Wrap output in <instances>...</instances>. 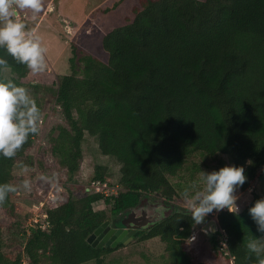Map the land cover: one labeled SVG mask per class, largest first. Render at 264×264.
I'll return each mask as SVG.
<instances>
[{"label": "trees", "instance_id": "obj_1", "mask_svg": "<svg viewBox=\"0 0 264 264\" xmlns=\"http://www.w3.org/2000/svg\"><path fill=\"white\" fill-rule=\"evenodd\" d=\"M96 17L99 32L84 48L73 38L70 73L57 80L55 103L65 125L49 133L48 153L71 180L80 169L85 134L94 137L100 153L120 166V190L105 197L85 189L81 198L44 205L45 229L29 225L19 251L4 252L0 224V264H102L124 245L92 247L87 238L109 219L122 227L132 209L146 204L144 197L161 200L170 211L135 241L158 238L167 264H207L187 250L196 225L189 209L171 204L179 192L170 179L189 156L200 155L244 165L248 179L241 191L263 181L264 0H115L87 20ZM0 57L7 60L0 80H13L31 95L38 90L24 81L30 69L3 48ZM37 135L15 156H0V183L13 185L16 161L32 150ZM103 172L97 167L91 184L108 183ZM13 193L0 203V216H11ZM261 197L253 193L240 212L217 213L226 249L217 233L212 249L233 264H259L246 244L264 236L248 213ZM99 201L108 215L92 209Z\"/></svg>", "mask_w": 264, "mask_h": 264}, {"label": "rangeland", "instance_id": "obj_2", "mask_svg": "<svg viewBox=\"0 0 264 264\" xmlns=\"http://www.w3.org/2000/svg\"><path fill=\"white\" fill-rule=\"evenodd\" d=\"M113 1L115 0H41L42 10L35 15L31 9H18L19 15L16 19L25 23L28 31H33L41 37V43L46 48L47 66L43 72H31L24 79L26 83L38 86V90L32 94V97L40 102L41 121L32 150L26 153L25 157L19 158L13 169V185L17 187V191L11 195L13 212L11 216H0L4 252L19 251L24 232L30 228L29 220L39 203L43 202L47 206L51 201L58 204L61 198L83 197L85 189H90L97 167L103 168L104 177L109 186L117 187V192L120 190L118 186L120 166L114 159L100 153L94 137L85 134L81 144L80 169L71 180L48 153L49 133L56 126L65 125L55 103V91L58 78L70 73L68 60L72 55L73 38L78 36L76 44L80 48L88 46L100 29L99 18L87 20L88 16L98 7L108 6ZM4 74L9 75V71L5 70ZM56 135L55 130L52 136ZM221 162L225 165L229 164L225 156H189L178 176L170 179V183L179 192V196L171 201V204L189 209L188 201L184 197L185 191L190 197L197 191H202L204 184L199 176L200 170H218L225 166H222ZM259 174L264 177V168ZM25 180L29 182L28 189H25L23 185ZM253 193L264 197V178L261 183L257 180L253 181L248 189L239 191L238 212L249 203ZM144 200L145 205L150 207L164 205L161 200L154 197H144ZM92 209L104 211L107 215L109 213L108 207L102 201L94 203ZM169 211L168 207L163 214L164 217ZM109 221V226L113 228L112 219ZM203 226L196 225L191 235V237L195 236V239L191 241L188 239L186 242L191 257L207 264H232L231 260L212 249L211 239L215 234L212 237L206 235L202 232ZM215 236L219 240V236ZM135 240L136 238L104 256L102 264H167L164 245L158 238L143 242ZM259 242L264 243V240ZM85 264H96V262L90 261Z\"/></svg>", "mask_w": 264, "mask_h": 264}, {"label": "clouds", "instance_id": "obj_3", "mask_svg": "<svg viewBox=\"0 0 264 264\" xmlns=\"http://www.w3.org/2000/svg\"><path fill=\"white\" fill-rule=\"evenodd\" d=\"M18 9H31L35 15L42 10L41 0H0V48L6 50L18 63L25 65L33 73L46 69V48L41 43V37L33 31H28L25 23L16 19ZM7 60L0 57V66H6ZM41 109L28 89L17 85L13 80H0V156L11 158L16 155L30 135L39 131ZM250 164L251 161H246ZM200 179L204 184L202 191L189 196L188 201L191 220L194 225H204L205 234L214 233L216 228L206 226V220L212 213L227 209L237 213L240 189L248 177L244 165L227 164L218 170H200ZM25 189L29 182L23 181ZM17 187L10 183H0V203H3L10 192H16ZM248 213L257 225V232L264 234V197L253 203ZM210 218V217H209ZM211 219V218H210ZM212 220V219H211ZM214 221V220H213ZM190 241L195 236L189 238ZM264 236L250 240L246 248L259 258V264H264Z\"/></svg>", "mask_w": 264, "mask_h": 264}, {"label": "water", "instance_id": "obj_4", "mask_svg": "<svg viewBox=\"0 0 264 264\" xmlns=\"http://www.w3.org/2000/svg\"><path fill=\"white\" fill-rule=\"evenodd\" d=\"M167 210L168 207L163 204L156 207H150L149 205L139 206L132 209L123 218L121 221L122 228L117 230L111 228L109 226L110 221L107 220L87 238V243L92 247L99 248L104 246L114 248L120 243L126 245L139 236L141 231L161 221L164 217L163 214ZM206 220L208 221L206 226L212 225L216 228L215 221L211 220L209 217H207ZM202 232L205 233L204 231ZM214 234L215 232L206 235L212 237Z\"/></svg>", "mask_w": 264, "mask_h": 264}, {"label": "built area", "instance_id": "obj_5", "mask_svg": "<svg viewBox=\"0 0 264 264\" xmlns=\"http://www.w3.org/2000/svg\"><path fill=\"white\" fill-rule=\"evenodd\" d=\"M90 189H93L95 193H102L105 197L110 196L113 194H117V187H110L107 183H99V182H94L90 184ZM44 207V203L41 202L39 203V206L37 207V210L35 211L34 214H32V217L30 218V223L29 225L31 227H34L35 225H39L41 229H45L46 223L44 224V219L46 218V215L43 213L42 208ZM212 220L215 221L216 223V231L215 234L217 233L219 235V245L220 249L225 250L226 249V235L225 232L220 229L217 221V214L212 213L211 216H209ZM225 254L227 252L225 251ZM228 255V254H227ZM231 263L233 264L232 260ZM26 264V263H23Z\"/></svg>", "mask_w": 264, "mask_h": 264}, {"label": "flooded vegetation", "instance_id": "obj_6", "mask_svg": "<svg viewBox=\"0 0 264 264\" xmlns=\"http://www.w3.org/2000/svg\"><path fill=\"white\" fill-rule=\"evenodd\" d=\"M120 228H122V227H120ZM113 229H116V230H117V229H119V227H115V226H114ZM104 236H105V235H104ZM104 236H103V237H104Z\"/></svg>", "mask_w": 264, "mask_h": 264}]
</instances>
